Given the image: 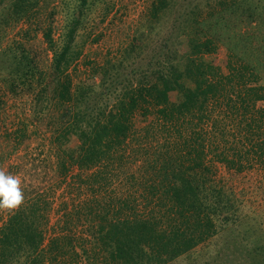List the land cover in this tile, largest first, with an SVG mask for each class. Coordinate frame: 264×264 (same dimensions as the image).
Here are the masks:
<instances>
[{"label": "trees", "instance_id": "obj_1", "mask_svg": "<svg viewBox=\"0 0 264 264\" xmlns=\"http://www.w3.org/2000/svg\"><path fill=\"white\" fill-rule=\"evenodd\" d=\"M45 1L0 0V87L13 99L32 96L33 117L56 109L49 143L57 188L64 186L70 202L59 203L50 224L48 193L23 186V203L0 225V264H169L214 237L218 222L232 221L233 200L215 179L217 165L264 170V50L256 51L249 34L264 36V0H214L204 17L184 25L195 39L181 28L184 46H167L135 79L111 82L109 74L136 59L160 30L173 2L152 0L147 23L122 57L75 84L67 72L78 17L47 67L21 41L2 47L7 30ZM86 3L80 0L77 13ZM242 27L245 34H224ZM221 43L226 73L204 58ZM27 129L21 121L8 135L11 153Z\"/></svg>", "mask_w": 264, "mask_h": 264}, {"label": "rangeland", "instance_id": "obj_2", "mask_svg": "<svg viewBox=\"0 0 264 264\" xmlns=\"http://www.w3.org/2000/svg\"><path fill=\"white\" fill-rule=\"evenodd\" d=\"M172 1L160 20V30L148 37L136 59L128 60L118 73L109 74L111 82L113 79L123 80L127 74L135 79L139 74L137 71H144L148 61L159 58L166 52L167 46L177 47L179 42L184 46L186 36L181 28L188 23L187 20L200 15L204 17L203 10L214 2ZM151 2L152 0H87L81 12L77 13L80 0H46L26 22L7 30V38L2 42V47L11 39L21 41L28 49H34L32 51L37 54L39 66L47 67L52 61L53 52L62 46L67 25L72 18L78 17L80 25L67 72L75 84L90 77L95 68L103 65L108 68L111 62L122 57L124 49L139 37L141 26L147 23ZM184 29L187 38H196L191 35L189 26ZM23 31H28L27 37L22 36ZM234 31L238 34L246 33L242 27L225 31L224 34L227 36ZM249 34L254 36V45L258 48L256 51L262 53L264 36L260 37V34L255 35L251 31ZM261 57L264 64V55L261 54ZM204 58L214 63L222 73L227 72V50L222 43L212 55ZM0 73H6L1 66ZM94 80L97 91L102 90L98 79ZM34 104L32 96L13 99L0 87V171L19 176L21 187H37L40 193L43 190L48 193L52 202L50 224H54L58 217L59 203L63 200L70 202L64 186L57 188L58 177L49 143L54 126L48 122V118H56L57 111L54 107L49 110L45 108L42 113H47V118L42 113L33 117ZM151 119L149 116L147 121ZM135 120L137 127L145 123L139 112L136 113ZM21 121L28 124L26 136H18L17 150L11 153L12 146L5 140ZM75 145L76 141L72 139L69 147ZM215 170L216 181L233 200L230 214L232 221L218 222V232L214 237L169 264H264V170L253 168L235 173L220 165ZM9 213L7 210H0V225Z\"/></svg>", "mask_w": 264, "mask_h": 264}, {"label": "clouds", "instance_id": "obj_3", "mask_svg": "<svg viewBox=\"0 0 264 264\" xmlns=\"http://www.w3.org/2000/svg\"><path fill=\"white\" fill-rule=\"evenodd\" d=\"M19 176L0 171V210L15 211L24 201Z\"/></svg>", "mask_w": 264, "mask_h": 264}]
</instances>
